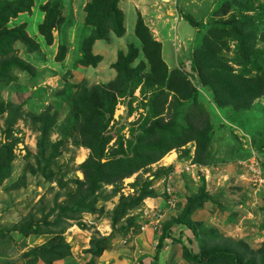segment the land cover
Instances as JSON below:
<instances>
[{
  "label": "rangeland",
  "instance_id": "374dc122",
  "mask_svg": "<svg viewBox=\"0 0 264 264\" xmlns=\"http://www.w3.org/2000/svg\"><path fill=\"white\" fill-rule=\"evenodd\" d=\"M91 1L33 0L31 13L8 25L25 24L33 39L46 14L41 10L55 14L53 44L42 39L39 51L29 55L16 43L14 59L21 68L0 81V146L6 138L14 154L12 174L0 187V264H190L186 251L220 248L264 264V95L248 110L220 107L197 70V52L209 41L235 73L252 78L264 72V0H121L124 36L110 34L90 44L85 7ZM138 21L160 48L145 50L136 36ZM233 26L247 38V59L236 37L216 41V32ZM63 46L65 58L56 62ZM130 48L136 51L131 73L116 72L118 55ZM11 54L0 52V64ZM91 57L101 60L87 65ZM83 89L91 90L94 105L83 100ZM114 100L104 131L114 138L106 152L120 136L126 140L132 130L138 132L155 106L167 123L187 125L206 115L212 126L210 165L193 164L188 144L163 158L165 166L177 158V172L162 160L83 200L89 193L77 182L83 181L80 167L90 151L81 146L75 110L108 117L106 104ZM152 192L153 198L131 205ZM190 199L204 201L188 219L199 239L176 223ZM28 224L37 225L40 235L20 238ZM163 234L170 235L169 244L158 251Z\"/></svg>",
  "mask_w": 264,
  "mask_h": 264
},
{
  "label": "trees",
  "instance_id": "16d2710c",
  "mask_svg": "<svg viewBox=\"0 0 264 264\" xmlns=\"http://www.w3.org/2000/svg\"><path fill=\"white\" fill-rule=\"evenodd\" d=\"M120 1L92 0L87 4L85 11L90 34V38H87L88 43L93 44L96 41L109 39L110 34L114 38L116 37L115 39H120L124 36V19L118 8ZM32 8L33 0H0V52L2 56L14 53V45L18 42L27 48V54L29 55L39 51L40 43L28 36L25 24L13 29L8 28L10 21L17 19L20 14H30ZM41 11L46 14L43 24L38 27L37 31L44 43L50 46L53 44L52 30L55 14L46 9H42ZM137 25L138 33L136 36L145 44V50L147 48H160L159 43L151 41L147 32L142 28V22L138 21ZM215 37L217 38L216 41L236 37L244 58H249L250 52L247 38L235 26L231 27L230 30L221 29L220 32H216ZM210 43L207 41L205 47L197 52V70L203 85L209 87L214 101L220 107H231L235 111L250 109L253 103L264 95V72L252 78L235 73L214 51H211ZM64 47L59 49L55 58L56 62L64 60ZM14 56H16V53L11 54L10 58L1 61L0 81H8V75L12 71L21 68L18 61L14 59ZM135 58L136 51L130 48L127 55L123 53L118 55V61L113 66V69L119 73H131L129 65L133 63ZM100 60V57H91L89 61H86V64L96 66ZM23 65L26 67L25 71L30 73L29 65L25 63ZM174 92L179 94L180 91L175 89ZM79 94H81L83 100L88 102L89 106L94 105L95 101L91 98V90L83 89ZM102 94L104 96L103 99L111 98V96L108 97L106 94ZM191 95L192 93L185 96L183 100L189 99ZM76 96H78V93ZM78 101L74 99L75 107L80 102ZM115 106L116 100H114L112 105L106 104L105 111L108 113V117H105L101 112L94 109H83L81 112L75 110L74 117L80 125L81 146L90 151L88 158L80 167L83 181L77 182L80 187L82 186L89 193L88 197L83 200L93 198L104 186L116 187L123 180L132 177L151 165L159 163L171 151L180 150V148L185 149L188 144H193V164L203 167L210 165L208 163V150L210 148L212 126L206 115L201 117L200 114L196 123H189L187 125L184 121L167 123L161 117L163 109H158L155 106H153V112L143 120L140 129L137 130L138 132L132 130L126 140L120 136L114 147L109 148V151L106 152L108 145L114 137L106 134L104 131L112 121ZM193 124L195 125L193 126ZM183 151L187 155L190 154V151ZM13 162V145L8 143L7 139L4 138L0 146V187L10 178ZM170 171L171 169H168L167 173ZM153 179L157 180L158 176L153 177ZM151 183L152 181L148 179V184ZM145 191L146 189L143 190V192ZM152 193L143 194L140 199L132 200L131 205L135 207L144 198H153L155 194ZM83 200L81 203H84ZM190 200L188 201V206L182 211L183 215L176 223L186 226L193 233L194 238L199 239L195 225L193 226L189 223L188 219L192 212L202 208L204 201ZM124 206L126 207L127 204ZM177 206L178 208L180 207L179 205ZM38 235H40L39 228L34 224H28L19 231V236L22 239ZM169 236V234L161 236L157 245L158 251L164 248L165 239L169 238ZM100 254L101 252H97L95 256H99ZM185 255L190 264H214L218 262L226 264H256L254 261L246 260L240 254L228 248L210 250L209 252L205 251L200 254L186 251ZM157 256L155 259H158Z\"/></svg>",
  "mask_w": 264,
  "mask_h": 264
},
{
  "label": "crops",
  "instance_id": "0c3cea01",
  "mask_svg": "<svg viewBox=\"0 0 264 264\" xmlns=\"http://www.w3.org/2000/svg\"><path fill=\"white\" fill-rule=\"evenodd\" d=\"M38 2H39V0H35V4H38ZM32 11H34V10H32ZM22 16V15H21ZM18 17L17 19L19 20V19H21L22 17ZM35 16V14L33 13V15H32V17H34ZM27 17H29V15H27ZM25 20V19H24ZM26 21V20H25ZM28 27V26H27ZM38 32V31H37ZM34 39H37L38 41H36V42H38V43H41V41H42V39H41V37L39 36V34L37 33V35L36 36H34L33 37ZM193 155V154H192ZM169 157V156H168ZM167 158V157H166ZM165 158V159H166ZM163 160V162H162V165L165 167V168H173L174 170H176L175 168H177L178 166H180L181 164L179 163V160L176 158L175 160L173 159L170 163H168V164H166V166H165V160L164 159H162ZM161 160V161H162ZM160 161V162H161ZM158 164V163H157ZM161 164V163H160ZM178 170V169H177ZM177 170H176V172H177ZM175 172V171H174ZM173 172V175L175 174ZM160 198V197H159ZM158 200L156 199V200H153V203H155V202H157ZM158 203V202H157ZM157 207V206H156ZM176 208L178 209V206H176ZM183 226V225H182ZM167 239H169V238H167ZM165 244H169L168 242H166L165 241ZM167 249H169V247L167 248ZM168 252V251H167ZM166 252V253H167ZM164 256V255H163ZM156 257V256H155ZM162 259H163V257H162Z\"/></svg>",
  "mask_w": 264,
  "mask_h": 264
},
{
  "label": "built area",
  "instance_id": "2783aa9c",
  "mask_svg": "<svg viewBox=\"0 0 264 264\" xmlns=\"http://www.w3.org/2000/svg\"><path fill=\"white\" fill-rule=\"evenodd\" d=\"M250 170H252L255 173V167L254 166H250ZM257 181H260V178L256 179L255 183H257Z\"/></svg>",
  "mask_w": 264,
  "mask_h": 264
}]
</instances>
